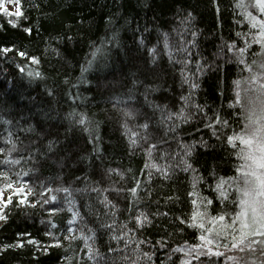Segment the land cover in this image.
Instances as JSON below:
<instances>
[{
	"label": "trees",
	"instance_id": "obj_1",
	"mask_svg": "<svg viewBox=\"0 0 264 264\" xmlns=\"http://www.w3.org/2000/svg\"><path fill=\"white\" fill-rule=\"evenodd\" d=\"M9 2L3 0V8L15 13L5 7ZM237 3L20 0L22 17L0 11V49H12L0 52V121H12L0 123V147L7 131L20 137L22 149L30 140L41 151L48 140L57 142L47 164L34 153L29 159L31 149L22 153L18 165L0 163V172L9 177L0 176V189L7 194L4 199L13 198L4 209L7 221H0V248L24 245L0 251V264H233L228 257L242 255L232 249L231 236L213 234V244L205 246L199 237L208 233L189 226L193 212L205 211V197L213 201L207 206L209 216L227 212L232 217L239 210L230 202L237 195L233 189L229 202L219 201L213 191L217 180L210 175L214 170L217 178L237 176L242 146L236 141L233 149L226 137L241 132L249 101L259 94L258 85L249 83L258 67L249 73L236 49L227 48L232 43L243 47L258 31L250 28ZM248 11L258 13L251 7ZM259 51L253 44L244 58L249 64L264 62L253 55ZM147 86L152 90L146 91ZM237 92L244 108L235 103ZM125 108L135 113L127 119L128 130L147 135V141L137 138L131 144L123 127ZM216 113L229 121L219 140L205 128ZM81 115L87 118L84 125L77 122ZM145 122L147 133L139 127ZM29 125L48 133L47 138L20 131ZM201 139L210 147L199 146ZM193 142L197 147L185 157L184 145ZM185 159L196 172L183 170ZM197 176L204 181L194 188ZM9 182L12 189L5 188ZM63 188L69 193L57 191ZM44 199L49 203L43 204ZM140 213L152 222L138 224ZM161 240L163 248L157 243ZM177 248L183 251H173ZM208 248L224 255L197 258Z\"/></svg>",
	"mask_w": 264,
	"mask_h": 264
},
{
	"label": "snow or ice",
	"instance_id": "obj_2",
	"mask_svg": "<svg viewBox=\"0 0 264 264\" xmlns=\"http://www.w3.org/2000/svg\"><path fill=\"white\" fill-rule=\"evenodd\" d=\"M10 2H14L17 5V11L15 13H9L6 8H3V0H0V11H3L5 15H15L17 17H22L23 13L19 10L20 0H10ZM237 7H242L245 9L244 15L248 20L251 29L258 30L256 31L249 42L248 39L244 40V46L238 47L235 43L228 44V51L231 52L233 49L239 54V63L245 65V69L249 73H253V65H256L259 69L258 72H255L251 75L249 83L258 85V96L255 101H249L251 107L247 110L246 123L243 125L240 133L233 132V135H229L226 137L227 143L235 149L237 147L236 141H239V144L242 146L240 148V152L237 154L238 158L243 161V163L236 169L237 176L228 177L227 179L224 177H215L214 170L210 173L214 178H216L217 182L213 189L214 192L218 193V199L221 203L229 202L230 195L229 189H233L237 194L236 199L231 200L230 202L235 205L239 210L235 212L234 216L229 217L227 212H223L221 214L215 216H209L207 212V206L213 204V201L203 198L205 211L193 212L191 216V220L193 221L190 224V227H198L205 232L208 233V236L201 235L199 239L204 242L205 246L213 244V240L209 237L213 234L217 237L226 238L231 236L232 249L238 250V252L242 255H233L229 256L228 260L232 261L233 264H264V62L257 64V60L253 59L249 64L245 57V54L251 49L252 45H259L260 51L253 53L254 56L264 57V19L258 18V16L253 14V11H248V8L251 7L253 10H257L260 14H264V0H254L251 4H245L244 0H238ZM189 16L191 14L189 13ZM9 23H12L9 21ZM16 25L13 24V27ZM25 32H31V29H24ZM195 35V33H193ZM241 33H237V36H241ZM247 35V34H244ZM12 49L10 48H2L0 52H10ZM154 51V50H153ZM19 55L21 57L25 56L26 53L20 52ZM33 62L36 61L35 57L31 58ZM155 61H153L154 63ZM32 75V73H29ZM39 75V73H37ZM136 82L134 81V84ZM239 87L240 81L235 82ZM197 85H193L196 87ZM151 87L147 86L146 91H151ZM52 93L49 92V95ZM186 99V98H182ZM145 100H147V95H145ZM257 102L259 107L257 108ZM235 103L239 104L241 108H244V105L241 102L240 93H236ZM158 107V106H154ZM199 110V106H197ZM125 119V123L123 127L127 131L130 132V142L132 145H136L137 138L143 139L145 141L148 140V136H139L137 132H131L127 128V119H134L135 113L132 109H122ZM184 121L187 122L189 117L184 116L183 112L180 113ZM86 117L81 115L79 120L77 121L79 124L84 125L86 123ZM3 124H11L10 120L0 121ZM229 126V121L223 119L219 113H216L214 117L210 118V122L205 124V128L211 131V135L215 137L217 140L220 139V132L222 129H225ZM145 133L149 128V123L145 122L139 125ZM174 130V129H170ZM7 131V130H6ZM21 132L34 134L37 139H46L48 133H39L37 132L35 125H29L27 128H21ZM23 142L20 140V137L11 131H7V135L4 137V147H0V154L4 156V159L0 161L4 165H18L25 158L22 154L25 150H33L29 153V159H34L35 155H39L42 157L43 162L45 164L48 163L49 155L55 154V146L56 141L48 140L47 144L44 145V151H41L40 147L37 146L36 140H30L28 145H25L22 149L20 145ZM199 146L202 147H210L208 142L201 139L199 142ZM152 148H155L156 145H151ZM197 147V143L193 142L191 145H184V155L185 157H191L194 149ZM20 154L19 158H12L13 154ZM34 153V154H33ZM53 164H56L57 161H52ZM62 166V164H61ZM147 167V165H145ZM184 171H193L197 170L193 168L192 164L188 162L187 159L184 160ZM111 171V170H110ZM24 175H28L27 172ZM167 176V173H165ZM0 176H3L5 180H8L7 172H0ZM204 181L203 176H197L194 178L193 187L195 188L196 184H199ZM6 189H12V184L6 183ZM23 188L16 189V193L22 192ZM48 191H52V189H48ZM57 191H63L65 193H69L68 188L57 189ZM135 193L136 188L130 190ZM4 189H0V221L6 222L8 219L7 213L4 209H7L10 204L13 202L12 196L4 199L3 197ZM196 193H190V195H195ZM168 199H172L169 197ZM51 200L55 201L56 197H51ZM25 200H21L20 204H25ZM39 203V202H38ZM49 200L44 199L43 204H48ZM192 203L195 205L196 201L193 200ZM35 207L36 205H32ZM53 211H58L54 209ZM161 215H167L166 213H161ZM226 217H229L230 223L226 221ZM199 222L197 223V221ZM136 221L138 224L143 226L144 224H150L152 221L149 220L148 216L145 213H140L136 217ZM184 223V221H181ZM206 223L210 224L211 227H206ZM239 224L237 228L236 225ZM218 225V228H217ZM55 227V225H53ZM111 227V226H106ZM231 230V231H230ZM238 233V234H237ZM47 235H51V233H46ZM29 244H37V241L29 239L27 241ZM157 243L160 244V247H165V243L161 240ZM23 243H18L15 245H4L0 248V251H6L9 248L13 247H23ZM55 247H59V243L53 245ZM228 245H224L227 247ZM194 247H200L199 245ZM91 252V249L89 250ZM109 251H114L113 249H109ZM173 251H183L182 248L174 249ZM98 254V253H97ZM145 257H148L151 260V256L148 253H143ZM200 255H215L217 257L223 256L224 253L216 251L213 252L211 248H208L207 252L197 253V258ZM245 256L248 258L245 259ZM89 259H92V256L89 255ZM123 259L127 260L128 257H123ZM135 264V261H133ZM182 264H190V261H183Z\"/></svg>",
	"mask_w": 264,
	"mask_h": 264
},
{
	"label": "rangeland",
	"instance_id": "obj_3",
	"mask_svg": "<svg viewBox=\"0 0 264 264\" xmlns=\"http://www.w3.org/2000/svg\"><path fill=\"white\" fill-rule=\"evenodd\" d=\"M5 7H7L8 9H10V10H12V11H17V5H16V3H14V2H13V3H11V2L6 3ZM257 12H258V11H257ZM253 14H254V13H253ZM254 15L258 16V18L264 19V14H260V13L258 12V13L254 14ZM6 196H7V194L4 193V194H3V197L6 198Z\"/></svg>",
	"mask_w": 264,
	"mask_h": 264
}]
</instances>
